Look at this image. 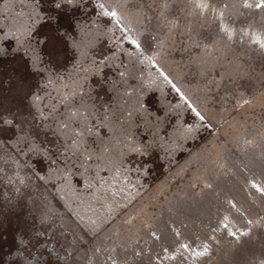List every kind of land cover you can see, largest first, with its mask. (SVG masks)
<instances>
[{
    "label": "rangeland",
    "instance_id": "374dc122",
    "mask_svg": "<svg viewBox=\"0 0 264 264\" xmlns=\"http://www.w3.org/2000/svg\"><path fill=\"white\" fill-rule=\"evenodd\" d=\"M0 264H264V4L0 0Z\"/></svg>",
    "mask_w": 264,
    "mask_h": 264
},
{
    "label": "snow or ice",
    "instance_id": "6c2138e0",
    "mask_svg": "<svg viewBox=\"0 0 264 264\" xmlns=\"http://www.w3.org/2000/svg\"><path fill=\"white\" fill-rule=\"evenodd\" d=\"M260 3H261V4H264V0H260Z\"/></svg>",
    "mask_w": 264,
    "mask_h": 264
}]
</instances>
